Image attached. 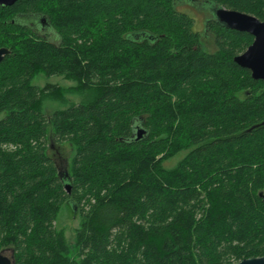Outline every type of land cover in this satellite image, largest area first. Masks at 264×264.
Here are the masks:
<instances>
[{
	"label": "trees",
	"instance_id": "trees-1",
	"mask_svg": "<svg viewBox=\"0 0 264 264\" xmlns=\"http://www.w3.org/2000/svg\"><path fill=\"white\" fill-rule=\"evenodd\" d=\"M264 20V0H199ZM185 0L0 5V248L13 264H232L264 255V80L234 60L253 37ZM188 4V3H187ZM208 11V10H207ZM41 18L58 40L28 23ZM60 75L87 99L43 113ZM136 128L144 130L135 138ZM49 140L73 144L66 177ZM184 150L171 168L162 162ZM76 209L72 244L55 226Z\"/></svg>",
	"mask_w": 264,
	"mask_h": 264
},
{
	"label": "rangeland",
	"instance_id": "rangeland-1",
	"mask_svg": "<svg viewBox=\"0 0 264 264\" xmlns=\"http://www.w3.org/2000/svg\"><path fill=\"white\" fill-rule=\"evenodd\" d=\"M179 11L189 14L193 20V28L200 32L201 43L205 50L211 51L214 49L212 37L209 33L204 31V21L207 16L213 15L212 11L193 6L184 2L177 5ZM210 7V6H208ZM28 23L32 26L33 30L48 40L56 42L58 38L55 32L45 21L41 18H30ZM32 84L42 87L44 85H49L50 89L45 91L43 94L39 108L43 113H50L54 109H61L68 107L71 103H78L79 101H84L87 99L86 93L73 92V87H75L76 82L70 79H66L60 75L45 76L41 72H37L32 80ZM1 116V115H0ZM48 154L55 161L57 169L61 173H68V166L74 155V146L69 142H63L61 144H56L53 140H49L48 143ZM186 151L181 150L174 155L167 157L162 165L166 168L173 167L185 154ZM79 218L76 209L73 210L68 202H64L59 212L55 218V226L57 229L61 230L65 240L70 244L73 242L75 228L77 227ZM0 253L7 256L11 263L13 262L12 249L9 247L0 248Z\"/></svg>",
	"mask_w": 264,
	"mask_h": 264
},
{
	"label": "water",
	"instance_id": "water-1",
	"mask_svg": "<svg viewBox=\"0 0 264 264\" xmlns=\"http://www.w3.org/2000/svg\"><path fill=\"white\" fill-rule=\"evenodd\" d=\"M15 1L16 0H0V5H11ZM185 1L190 5H198L200 8L208 9L210 12L212 11V16L224 26L231 29L245 31L252 35L253 39L251 43L242 52L234 55L233 60L241 67L247 68L250 71L252 78L264 80V20H261L252 14L229 9L207 1ZM7 53H9V49L5 46H0V61ZM143 132L144 130L142 128H136L135 138H140ZM59 174L66 177L67 180L64 182V187L69 191L70 184L67 178L68 173H61L58 170V175ZM0 264H13V262L11 263L7 256L0 253ZM234 264H264V255L243 258Z\"/></svg>",
	"mask_w": 264,
	"mask_h": 264
},
{
	"label": "flooded vegetation",
	"instance_id": "flooded-vegetation-1",
	"mask_svg": "<svg viewBox=\"0 0 264 264\" xmlns=\"http://www.w3.org/2000/svg\"><path fill=\"white\" fill-rule=\"evenodd\" d=\"M235 263V262H234ZM234 263H232V264H234Z\"/></svg>",
	"mask_w": 264,
	"mask_h": 264
}]
</instances>
